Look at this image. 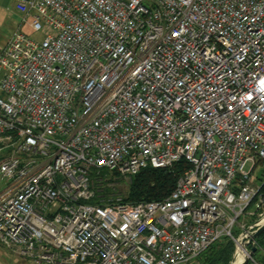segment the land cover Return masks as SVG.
<instances>
[{"label": "built area", "instance_id": "2783aa9c", "mask_svg": "<svg viewBox=\"0 0 264 264\" xmlns=\"http://www.w3.org/2000/svg\"><path fill=\"white\" fill-rule=\"evenodd\" d=\"M16 10L0 56V251L32 264H191L255 230L245 220L264 210V0ZM178 165L163 200L129 203L115 187Z\"/></svg>", "mask_w": 264, "mask_h": 264}, {"label": "trees", "instance_id": "16d2710c", "mask_svg": "<svg viewBox=\"0 0 264 264\" xmlns=\"http://www.w3.org/2000/svg\"><path fill=\"white\" fill-rule=\"evenodd\" d=\"M182 171L183 165H178L172 171L155 168H147L143 170L133 178V183L129 190V196L125 198V201L136 204L140 202L157 201L167 198L175 189ZM107 181L114 182L113 176H111ZM261 186V193L264 194V178L261 181ZM257 242L261 244V246H264V233L257 238ZM223 247L225 249H223L224 251L220 257V260L222 262H229L231 255L234 252V243L231 240L224 239L221 242L211 246L193 263L196 264L199 261V264L210 263L215 255L219 256L218 249ZM261 262L264 263V260Z\"/></svg>", "mask_w": 264, "mask_h": 264}, {"label": "rangeland", "instance_id": "374dc122", "mask_svg": "<svg viewBox=\"0 0 264 264\" xmlns=\"http://www.w3.org/2000/svg\"><path fill=\"white\" fill-rule=\"evenodd\" d=\"M21 19L22 18L18 14L15 13L14 25L11 27V29L7 28L6 31L3 30V32L0 33V39L2 40V44L5 40H8L12 37L14 32L17 30L18 24L21 23ZM22 32L24 34H26L27 36H29L30 38L37 40V41H42L46 37V34L44 33V31L34 32L28 25H26L22 28ZM2 47H4V46H2ZM256 175L258 176V178L256 179L255 182L260 183L262 181V179L264 178V164L259 166V168L256 172ZM132 183H133V178L131 180L128 178H121L119 180V182H117V185H115V187L118 190V192L122 194L123 197L127 198L129 196V190H130ZM5 186H6V182L0 181V191ZM261 214H264V210L259 212V213H255L254 215L250 216L248 219L245 220V224L247 225V229L249 227H251L252 225H256L262 221V219L264 218V215L262 217H260ZM240 231H241L240 227L236 226L235 232L237 234V238H239L243 233V231L242 232H240ZM252 232H253V230H252ZM233 243H234V252L232 253L229 262H222L220 260V257L224 251L223 249H225L223 247L221 249H218V255L219 256L215 255L214 258L208 264H234L237 246H236V242H233ZM247 243H248L247 244V250L250 253L252 251L253 246H252V244L249 243V241ZM254 243H255V246L257 248V252L255 254H253L249 264L263 263L261 261L264 260V246H261V244H259L257 242V239L254 241ZM199 263H200V261L196 264H199ZM0 264H32V263L28 260L22 259L16 255H14L13 253L3 251L0 253ZM192 264H194V263H192Z\"/></svg>", "mask_w": 264, "mask_h": 264}, {"label": "crops", "instance_id": "0c3cea01", "mask_svg": "<svg viewBox=\"0 0 264 264\" xmlns=\"http://www.w3.org/2000/svg\"><path fill=\"white\" fill-rule=\"evenodd\" d=\"M15 13L22 18V15L16 10V0H0V33H2L3 30L6 31L7 28L11 29L14 25ZM19 25L20 23L18 24L17 29ZM8 41L9 39L5 40L2 44V40L0 39V56ZM1 252L3 251H0V253Z\"/></svg>", "mask_w": 264, "mask_h": 264}, {"label": "bare ground", "instance_id": "6f19581e", "mask_svg": "<svg viewBox=\"0 0 264 264\" xmlns=\"http://www.w3.org/2000/svg\"><path fill=\"white\" fill-rule=\"evenodd\" d=\"M263 222L260 223V225H262ZM251 234L252 233H249L247 235V238L246 236H241L238 240H237V243H236V246H237V250H236V253H235V262L234 264H242L248 257H249V252L247 250V242L249 241L250 237H251ZM246 242H244L245 240Z\"/></svg>", "mask_w": 264, "mask_h": 264}, {"label": "water", "instance_id": "95a60500", "mask_svg": "<svg viewBox=\"0 0 264 264\" xmlns=\"http://www.w3.org/2000/svg\"><path fill=\"white\" fill-rule=\"evenodd\" d=\"M262 223V225H260V223ZM259 224L254 225L251 229H255L252 234L251 237L249 239V243L252 244V251L249 253V257L242 263V264H249L253 254H255L257 252V248L255 246L254 241L261 236L264 233V219L261 221ZM245 240V239H244ZM246 242V240L244 241Z\"/></svg>", "mask_w": 264, "mask_h": 264}]
</instances>
